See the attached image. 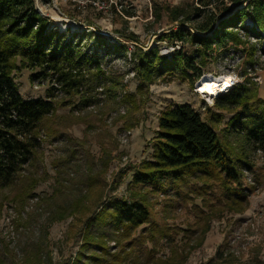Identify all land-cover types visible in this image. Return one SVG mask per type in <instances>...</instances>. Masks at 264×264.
Instances as JSON below:
<instances>
[{
    "label": "trees",
    "instance_id": "obj_1",
    "mask_svg": "<svg viewBox=\"0 0 264 264\" xmlns=\"http://www.w3.org/2000/svg\"><path fill=\"white\" fill-rule=\"evenodd\" d=\"M161 11L173 24L164 38L187 41L200 49L192 48L197 56L178 50L169 58L161 55L157 47L148 52L137 49L135 72L141 93H148L157 79L167 75L178 74L193 85L207 63L204 61L207 50L213 51L214 44L228 48L231 42L243 43L235 29L248 19L264 32V0H193L187 4H164ZM244 30L247 35L260 36L249 27ZM91 36L74 33L69 36L58 28L52 29L50 20L38 11L36 0H0V191L9 189L4 200L19 208L25 209L26 202L39 197L35 190L40 180L23 172L37 162L42 146L40 132L48 129L55 135L61 134L51 126L59 106L63 105V100L58 101L60 94L74 109L87 110L98 108L112 92L115 96L122 83L104 69L98 50L86 49L83 40ZM122 36L139 42L135 34ZM260 38L263 45L264 38ZM252 48L250 55L257 49ZM261 51L264 54V48ZM21 67L36 70L31 75L32 81L51 79L54 84L47 89L45 99L22 97L14 79L15 71ZM119 104L127 108L129 115L139 107L135 94L126 95ZM215 106L235 113L224 133L217 129L224 115L211 107L207 108L206 118L187 103L169 105L161 112L152 139L151 158L128 170L134 174L127 195L100 202L101 210L88 220L75 264H185L191 253L204 244L210 222L218 216L212 204L207 207L204 204L213 186L223 193L220 205L236 212L248 207L249 197L259 186L244 185V172H254L255 168L247 149L264 152V100L258 97L255 83L247 79L221 94ZM120 115L126 116V112ZM221 134L235 137L238 145L233 146L235 143L230 144ZM102 162L106 166L108 159ZM89 168L91 182L87 181V190L91 193L100 185L101 177L92 166ZM126 173L122 171L120 184ZM192 181L202 183L197 192L186 193L188 198L191 193L195 195L190 200L196 197L203 200L202 205H193L199 218L196 225L185 229L166 221L158 222L149 192L179 189L175 192L177 196L186 197L180 190L185 185L193 187ZM63 185L64 181L58 180L55 194L48 199L40 196L37 203L39 206L47 203L54 221L81 209L89 211L90 203L95 201L96 196L87 195L86 188L84 194L75 195L76 186L66 191ZM56 196L63 200L52 210ZM35 216V212L30 213L23 228L29 229ZM46 235L24 249L20 258L8 252L4 243L0 264H54ZM180 235L181 240L177 241ZM163 245L169 253L159 256ZM230 256L220 247L213 258L200 264H231Z\"/></svg>",
    "mask_w": 264,
    "mask_h": 264
},
{
    "label": "rangeland",
    "instance_id": "obj_2",
    "mask_svg": "<svg viewBox=\"0 0 264 264\" xmlns=\"http://www.w3.org/2000/svg\"><path fill=\"white\" fill-rule=\"evenodd\" d=\"M190 1L193 0H36L37 8L50 20L52 29L58 28L69 36L73 33L92 35L83 40L87 45L86 49L98 50L104 69L122 83L114 92L117 96L112 92L98 108L87 110L74 109L60 94L58 101L63 100V105L59 106L51 126L61 134L55 135L54 132L43 129L40 132L42 146L37 154V162L28 168V172H23V175L30 174V177L40 180L35 190L39 197L30 199L26 202L25 209H22L15 203L4 200L9 189L0 191V259L4 255V243L9 247L8 252L20 258L24 249L39 242L43 234H47L46 242L54 264H75L88 220L101 210L100 202L127 195V186L134 174L128 170L143 159L151 158L152 139L159 126V116L167 106L187 103L203 118H206L208 107L222 112L224 119L217 129L224 133L228 121L235 113L218 109L215 105L217 98L230 89L212 100L198 94L197 85L206 75H228L237 80L232 88L250 79V83H255L257 87L258 97L264 100V56L260 52L264 45H260V40L257 39L264 38V32L256 25L252 26L251 19L235 29L243 43L234 45L231 42L228 48H220L214 44L213 51L207 50L208 56L204 60L207 63L193 85L177 74L157 79L148 93L138 90L139 82L135 72L137 49L148 52L157 47L160 54L168 58L178 50L197 56L193 49L200 47H193L187 41L164 38L173 24L161 11V6L187 4ZM244 27L257 31L260 36L247 35ZM121 33L130 36L135 34L139 42L125 38ZM97 39L103 41L98 43ZM252 47L257 49L250 55ZM32 73H36V70L21 67L15 71L14 79L19 92L25 99H45L47 89L54 83L45 78L32 81ZM129 94L136 95L139 105L132 115L127 113L123 104H119ZM125 112L126 116L120 115ZM130 125L132 128L128 127ZM221 135L228 138L230 144L235 143V137ZM235 145L238 143L233 146ZM247 153L255 168L254 172H244V185L247 188L259 186L249 197L248 207L236 212L220 205L219 199L223 193L213 186L210 194H206L207 201L204 204L206 207L212 204V209L217 211L218 216L211 220L204 244L191 253L185 264L207 262L216 255L220 247L231 255V264H264V152L248 147ZM104 159H108L106 166L102 162ZM90 166L101 177L100 185L95 186L91 193L87 190V181L91 182ZM122 171L128 174L120 184L118 179ZM60 179L64 181L62 187L66 191L76 186L75 195L81 192L84 194L86 188L87 195L96 196L95 201L90 203L89 211L81 209L72 216L54 221L51 219V212H48L50 207L47 203H42L41 206L37 204L40 196L48 199L55 194ZM191 185L193 187L185 185L180 190L186 197L177 196L175 192L179 189L174 192L160 189L149 192L154 218L161 223L166 221L171 226L185 229L194 227L199 218L193 205H202L203 200L200 197L201 200L197 197L190 200L195 195L191 193L188 198L186 193L191 190L197 192L202 183L192 181ZM203 189L207 190V187ZM62 200V197L56 196L52 210ZM203 208L208 209L205 206ZM32 212L37 216L31 220L29 229L23 228L24 221ZM178 240H181V235L177 237ZM110 245L113 247L114 243ZM159 252V256H163L168 255L169 250L163 245Z\"/></svg>",
    "mask_w": 264,
    "mask_h": 264
},
{
    "label": "bare ground",
    "instance_id": "obj_3",
    "mask_svg": "<svg viewBox=\"0 0 264 264\" xmlns=\"http://www.w3.org/2000/svg\"><path fill=\"white\" fill-rule=\"evenodd\" d=\"M233 85L232 77L228 75H206L197 85V93H201L210 100L231 89Z\"/></svg>",
    "mask_w": 264,
    "mask_h": 264
},
{
    "label": "built area",
    "instance_id": "obj_4",
    "mask_svg": "<svg viewBox=\"0 0 264 264\" xmlns=\"http://www.w3.org/2000/svg\"><path fill=\"white\" fill-rule=\"evenodd\" d=\"M250 22H251V20H250ZM253 24H252V26L254 25L255 26V24H254V22H252ZM237 30V29H236ZM264 34V33H263ZM257 39H261L260 37L259 38H257ZM256 40V39H255ZM264 45V44H263ZM234 50V49H233ZM235 51V50H234ZM260 52L263 54V52L260 50ZM263 56H264V54H263ZM236 83H237V80L236 79H234L233 80V85H232V87L234 86V85H236ZM198 94H201V93H198ZM201 95H203V94H201Z\"/></svg>",
    "mask_w": 264,
    "mask_h": 264
},
{
    "label": "water",
    "instance_id": "obj_5",
    "mask_svg": "<svg viewBox=\"0 0 264 264\" xmlns=\"http://www.w3.org/2000/svg\"><path fill=\"white\" fill-rule=\"evenodd\" d=\"M38 11L42 14V12L40 11V9L38 8ZM43 15V14H42Z\"/></svg>",
    "mask_w": 264,
    "mask_h": 264
}]
</instances>
